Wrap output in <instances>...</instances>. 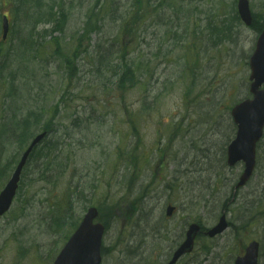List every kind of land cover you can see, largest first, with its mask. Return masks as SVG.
Returning <instances> with one entry per match:
<instances>
[{"label": "rangeland", "instance_id": "obj_1", "mask_svg": "<svg viewBox=\"0 0 264 264\" xmlns=\"http://www.w3.org/2000/svg\"><path fill=\"white\" fill-rule=\"evenodd\" d=\"M247 1L250 27L237 18V0H106L101 9L100 0H27L43 17L21 33L20 16L2 45L0 54H13L30 44L20 71L0 58V127L17 87L24 107L11 102L7 126L36 113L31 129L52 128L45 141L56 151L23 172L0 219V264H52L90 206L106 227L102 264H139L152 252L168 259L189 224L210 229L223 212L228 229L200 237L178 264H232L246 242L264 245V141L255 178L237 193L242 165H226L230 110L249 97L248 61L264 27V0ZM18 2L0 0V18L19 17ZM89 13L102 26L77 41ZM102 54L118 67L113 78L97 69ZM16 135L9 144L0 137V191L33 136Z\"/></svg>", "mask_w": 264, "mask_h": 264}, {"label": "water", "instance_id": "obj_2", "mask_svg": "<svg viewBox=\"0 0 264 264\" xmlns=\"http://www.w3.org/2000/svg\"><path fill=\"white\" fill-rule=\"evenodd\" d=\"M237 10L240 19L249 26L251 15L246 0H238ZM8 33V21L3 17L2 39H6ZM251 76L250 93L252 100L244 101L236 105L231 116L237 126L235 140L228 147V165L233 166L238 161H243L245 169L241 175L236 188H239L249 180L255 166V147L262 137L264 128V31L256 44V50L250 58ZM45 133L38 135L23 154L11 179L0 194V215L4 214L10 207L12 199L17 190L21 171L33 148L44 138ZM172 207L166 210V216H171ZM98 216L95 208H90L84 216L78 229L69 239L67 245L58 256L54 264H100V245L104 232L101 224H93ZM226 228L224 216L221 217L219 224L205 233L206 236L213 238ZM200 232V227L196 224L188 226L185 239L174 252L168 264H175L180 257L192 252L194 241ZM258 246L255 243L246 249L243 258L236 259L234 264H257Z\"/></svg>", "mask_w": 264, "mask_h": 264}, {"label": "trees", "instance_id": "obj_3", "mask_svg": "<svg viewBox=\"0 0 264 264\" xmlns=\"http://www.w3.org/2000/svg\"><path fill=\"white\" fill-rule=\"evenodd\" d=\"M13 9L16 10V16H19L17 18L11 19L12 12H10V19H11V23H12L11 33H12L13 37L15 36L16 28H17V24H14V23L17 22V20L20 18V16L23 17L24 21H25V25H22V28L20 25L18 26V32L20 31L21 33L25 32L24 28L28 29L30 26H32L36 23H39L41 21V18L43 17V15L39 12L38 6H35L33 8L31 5L27 4V0H19L18 4L12 6L11 10H13ZM52 10H53V8L50 7L49 12H48L49 18L54 16V13ZM93 17H94L93 13H89L87 15V18L89 19L88 26H87V32H84L82 34V36L77 39V41H80L82 39V37L88 38L89 35L93 31H99L100 28L96 25L97 24L100 25V24L97 21H92V19H94ZM29 36H30V30L27 34V38L25 39V42H29ZM2 45L3 44L0 43V53L2 51ZM22 46H23V48H22L21 52L14 51L13 54H9V52H4V53L0 54V58L2 59V65L4 67L5 66L8 67V65H14V64L15 65L17 64V67L19 68V70H21L22 67H25L23 65V57H24V54L28 51L30 44H26V45H22ZM67 55H68V57L73 56V55H75V52L72 51L70 53L68 51ZM97 59L99 60L98 64H97L98 70H101L104 67L107 68L106 71H108L111 74L112 78L118 74V67H109V64L111 61L109 60V57L107 54L99 55ZM63 63L65 66H67L68 60L63 59ZM142 67L147 68L148 67L147 63L142 64ZM17 91H18L17 87L10 89L9 102H8V106H7V113H5L3 120H2V121H5V123H4V128H1V131H2V134L4 135V139L8 138V139H6V142L8 144L11 143V140L17 136L16 135L17 132L19 134V137L22 138L24 135L31 134V131H26L27 128H28V130L31 129L29 127L30 125L32 126L34 123H37V124L40 123L39 118H37L39 116L34 112H32V113L30 112L28 115H26L22 118L23 120H22L21 125H19L20 121L17 119V123L13 122V125L11 127L7 126V124L10 121H12L11 114H12L13 107L11 105V102H14V100L17 101L16 97H19L17 94ZM59 104L62 107V109L65 108V103L63 101H59ZM23 107H21V108H23ZM45 121H47V119L44 120V122H43L44 124H45ZM8 130H11V131H8ZM20 130H21V132H20ZM43 130H46V131L51 132V133L54 132L52 130V128H50V127H44L43 126ZM26 138L27 137L23 138L22 141H25ZM52 146H53V144H51V142H45L42 147H40L39 149H37L33 153L32 158L34 156H36L37 158H40L41 160L48 161V159H50L51 155L54 154L56 151V149H54ZM136 161H137V159H135V162ZM248 226H249V224L242 225L240 230L245 229Z\"/></svg>", "mask_w": 264, "mask_h": 264}, {"label": "flooded vegetation", "instance_id": "obj_4", "mask_svg": "<svg viewBox=\"0 0 264 264\" xmlns=\"http://www.w3.org/2000/svg\"><path fill=\"white\" fill-rule=\"evenodd\" d=\"M160 254V253H159ZM140 264H162L161 256H150L145 259H142Z\"/></svg>", "mask_w": 264, "mask_h": 264}]
</instances>
